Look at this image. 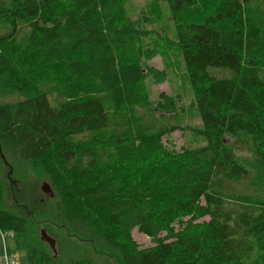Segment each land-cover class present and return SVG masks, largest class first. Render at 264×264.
Segmentation results:
<instances>
[{"label": "trees", "instance_id": "16d2710c", "mask_svg": "<svg viewBox=\"0 0 264 264\" xmlns=\"http://www.w3.org/2000/svg\"><path fill=\"white\" fill-rule=\"evenodd\" d=\"M162 1L202 145H164L182 127L177 96L149 101L140 91L163 71L142 64L144 31L120 0H0V79L21 94L0 103V158L7 176L12 161L43 171L62 218L122 264H264V0ZM30 65L57 67L68 96L54 103L31 78L15 82ZM2 173L8 253L28 264H93L83 253L54 256L24 211L4 208ZM134 228L153 245L139 247Z\"/></svg>", "mask_w": 264, "mask_h": 264}, {"label": "rangeland", "instance_id": "374dc122", "mask_svg": "<svg viewBox=\"0 0 264 264\" xmlns=\"http://www.w3.org/2000/svg\"><path fill=\"white\" fill-rule=\"evenodd\" d=\"M126 13L136 22L137 27L144 31V35L137 41V48L141 62L147 69L163 71L161 77L148 76L140 91H143L149 101H155L159 93L177 96V111L181 114L182 127L164 136V145L168 148L179 149L183 146L202 145L203 139L192 128H198L201 121L196 109L190 106L193 98L192 89L180 51L172 44L174 26L169 18L168 8L162 0H120ZM152 49L155 55L148 60L143 56V50ZM31 78L45 89L54 103H59L68 96V91L57 67H37L30 65L20 68L15 82ZM21 84V83H20ZM72 91V90H71ZM21 97L8 79H0V103L14 102ZM247 158H251L247 155ZM13 168L7 176L8 168L0 158V168L3 171L4 208L17 213L24 211L27 215L28 226L33 236L41 238L40 231L44 229L55 239V252L65 253V260L70 257L86 254L93 260V264H122L119 252L97 237L86 233L78 225L67 222L62 218L59 200L55 190L54 195L45 193L41 186L44 182L49 185L47 175L31 163L22 161L8 162ZM50 186V185H49ZM16 191L24 197V204L15 203ZM30 193L29 196L26 193ZM187 218L176 221L173 225L179 229ZM12 233L6 235V244L11 243ZM133 240L139 247L153 245V241L137 228L131 231ZM4 245L0 241V264H6ZM16 264H28L27 256L22 252L13 254Z\"/></svg>", "mask_w": 264, "mask_h": 264}, {"label": "water", "instance_id": "95a60500", "mask_svg": "<svg viewBox=\"0 0 264 264\" xmlns=\"http://www.w3.org/2000/svg\"><path fill=\"white\" fill-rule=\"evenodd\" d=\"M41 189L48 195L53 196V192L50 186L46 182L42 184ZM40 233H41V239L44 242L48 243L50 247L53 249V251L55 252V239L51 237L44 229H42Z\"/></svg>", "mask_w": 264, "mask_h": 264}, {"label": "built area", "instance_id": "2783aa9c", "mask_svg": "<svg viewBox=\"0 0 264 264\" xmlns=\"http://www.w3.org/2000/svg\"><path fill=\"white\" fill-rule=\"evenodd\" d=\"M9 233L7 232H0V241L3 242L5 253H4V258L6 264H16V259L13 257V254H9L8 251L6 250L7 244H6V235Z\"/></svg>", "mask_w": 264, "mask_h": 264}]
</instances>
